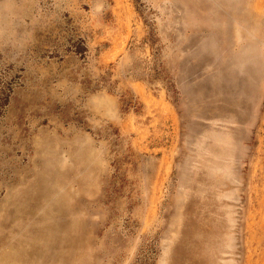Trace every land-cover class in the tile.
I'll use <instances>...</instances> for the list:
<instances>
[{"label": "rangeland", "instance_id": "rangeland-1", "mask_svg": "<svg viewBox=\"0 0 264 264\" xmlns=\"http://www.w3.org/2000/svg\"><path fill=\"white\" fill-rule=\"evenodd\" d=\"M0 264H264V0H0Z\"/></svg>", "mask_w": 264, "mask_h": 264}]
</instances>
